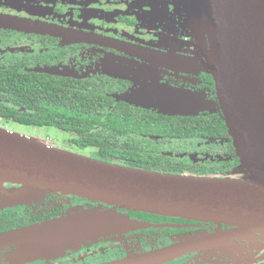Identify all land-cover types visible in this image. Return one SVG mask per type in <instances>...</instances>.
I'll list each match as a JSON object with an SVG mask.
<instances>
[{"label":"flooded vegetation","instance_id":"flooded-vegetation-1","mask_svg":"<svg viewBox=\"0 0 264 264\" xmlns=\"http://www.w3.org/2000/svg\"><path fill=\"white\" fill-rule=\"evenodd\" d=\"M0 16L22 20L24 26L21 30L0 27V85L20 78L17 90L0 86V126L6 130L38 138L31 132L55 128L65 133L68 142L81 139L75 131L37 126V105L44 98L62 103L63 108L66 102L88 103L103 111V120L116 115L123 122L144 124L141 136L134 133L135 138L149 141L157 155L194 156L181 160L187 159L193 169L202 166L221 176L239 167L215 80L200 68L198 42L185 28L181 0H0ZM36 25L58 32L40 33ZM193 59L195 67L184 64ZM166 90L199 94L206 101L205 110L196 116L160 114L146 101L154 98L153 91L161 98ZM11 125L33 131L13 132L8 129ZM62 147L92 157L91 149ZM97 206L77 197L51 195L38 206L8 208L0 214L18 217L31 212L36 220L48 221L75 208ZM122 214L150 227L103 236L57 260L28 264H106L229 230L176 218ZM254 255L248 264H264L262 251ZM0 257V264H8L4 254ZM165 264L237 263L225 250L209 247Z\"/></svg>","mask_w":264,"mask_h":264},{"label":"water","instance_id":"water-1","mask_svg":"<svg viewBox=\"0 0 264 264\" xmlns=\"http://www.w3.org/2000/svg\"><path fill=\"white\" fill-rule=\"evenodd\" d=\"M181 6L185 28L198 42L200 68L215 80L239 167L221 177L157 173L60 149L0 127V211L40 205L51 195L98 205L1 233L0 256L4 254L8 264L57 259L103 236L150 227L119 211L229 230L106 264H165L209 247L226 251L257 245L252 252L264 250V0H181ZM0 27L24 26L22 20L0 16ZM35 28L58 32L43 25ZM195 61L184 64L195 67ZM152 96L146 103L163 115L196 116L205 110L206 101L189 91L166 90L161 98L153 91Z\"/></svg>","mask_w":264,"mask_h":264},{"label":"trees","instance_id":"trees-1","mask_svg":"<svg viewBox=\"0 0 264 264\" xmlns=\"http://www.w3.org/2000/svg\"><path fill=\"white\" fill-rule=\"evenodd\" d=\"M11 79L0 86L2 88H9L11 91L17 90L15 87L20 85V78L12 77ZM48 100L44 98L37 105V126H58L68 132H78L82 138L73 139L68 142L70 148L75 149V151L80 152L91 149L93 150L91 153L92 158L157 173L221 177V175L212 173L214 172L213 170H206L202 166H197L196 169H193L194 165L187 164V159L181 160L170 157V155H157L156 149L150 147L149 141L135 138V135L141 136L144 124L123 122L116 115H108L103 120V111L93 109L92 105L88 103L70 105L66 102V107L63 108L62 103L55 104L51 98ZM17 102L20 101L17 100ZM57 118L59 124L57 123ZM20 122L24 124V121ZM192 132L194 133V131L190 130L189 134ZM134 133L137 134L134 135ZM119 213L122 214L125 211H119ZM126 213L150 217L141 213ZM37 218L31 212L18 217L0 214V233L40 224L43 220L45 221V218L36 220Z\"/></svg>","mask_w":264,"mask_h":264},{"label":"rangeland","instance_id":"rangeland-1","mask_svg":"<svg viewBox=\"0 0 264 264\" xmlns=\"http://www.w3.org/2000/svg\"><path fill=\"white\" fill-rule=\"evenodd\" d=\"M0 127L4 128L3 126H0ZM8 129L13 131V132L23 133L26 135H29V132L33 131L31 129H26V128L24 129V128H22L20 126H16V125H11L8 127ZM31 134L30 135L32 137L33 136L38 137V138H34V139L43 140V141L47 142L48 144H50L52 146H56L60 149H62V148L64 149V147H62V146L68 145V139H67V137H65L66 136L65 133H63L62 131L55 129V128L43 129L42 131H37L36 133L31 132ZM84 154L87 156L90 155V153H87V152ZM9 187L11 188V186H9ZM32 207H26V208L28 209V208H32ZM22 208H24V207H22ZM256 248H257V245H255V246L246 245V246H241L237 249L231 247V249L226 250V253L230 257H232L234 263H237V264L246 263V264H248V262H250L249 259L255 254V252H252V251L256 250ZM262 252L264 255V250ZM263 255H261V256H263ZM62 257L63 256H61L59 258H62ZM59 258H57V259H59ZM57 259H53V260H57ZM50 260H52V259H50ZM259 260L262 261V258H260ZM42 261H45V260L44 259H38L36 261H32L29 263L42 262ZM47 261H49V260H47ZM25 264H28V263H25Z\"/></svg>","mask_w":264,"mask_h":264}]
</instances>
